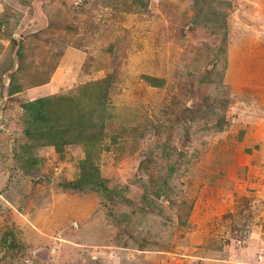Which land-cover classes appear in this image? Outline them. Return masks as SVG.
Returning a JSON list of instances; mask_svg holds the SVG:
<instances>
[{"label": "rangeland", "instance_id": "374dc122", "mask_svg": "<svg viewBox=\"0 0 264 264\" xmlns=\"http://www.w3.org/2000/svg\"><path fill=\"white\" fill-rule=\"evenodd\" d=\"M35 1L0 0V264H264V0H41L21 36ZM95 81L93 150L30 143L22 103Z\"/></svg>", "mask_w": 264, "mask_h": 264}, {"label": "trees", "instance_id": "16d2710c", "mask_svg": "<svg viewBox=\"0 0 264 264\" xmlns=\"http://www.w3.org/2000/svg\"><path fill=\"white\" fill-rule=\"evenodd\" d=\"M139 3L141 7L148 5L146 0H139ZM146 78L153 85L160 84V79H155L151 76ZM88 85H95L99 90L97 98L96 95L93 96L92 93L90 94L88 92L89 110L86 114H83V110L73 109L75 106H64L62 108L63 112L60 114L61 117L58 114L56 115L54 113L55 110L53 111L54 106L59 103L56 100L66 99L67 95L64 94L38 97L22 103L24 133L30 138V143H36L38 145L54 144L56 150L62 152L64 150V144L81 141L84 145H90L93 150L95 144L98 143L99 133H102L103 130V125L101 126L96 123V120L101 118L100 115L99 118H96V113H99L100 109L98 108L103 107L107 102L110 81L105 83L95 81L94 84L90 82ZM86 88L87 86H82L81 88L83 95H87ZM19 90L20 87L14 85L10 88L9 92L17 93ZM70 97H73V95L67 97L68 102L72 101ZM88 161L89 159H86L83 162L86 164V167H91L89 164L92 163ZM105 181L97 171L93 174L83 175L79 180L72 181L70 184L76 188L78 183H86L88 186H97V188L107 192L108 187Z\"/></svg>", "mask_w": 264, "mask_h": 264}, {"label": "water", "instance_id": "95a60500", "mask_svg": "<svg viewBox=\"0 0 264 264\" xmlns=\"http://www.w3.org/2000/svg\"><path fill=\"white\" fill-rule=\"evenodd\" d=\"M34 13L35 17L39 19V22L36 24L34 23V20L29 21L25 27L26 30L24 29V31L21 33V36H25L27 33L38 31L47 26L48 17L42 11L41 0H36L34 2Z\"/></svg>", "mask_w": 264, "mask_h": 264}]
</instances>
